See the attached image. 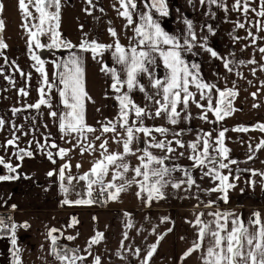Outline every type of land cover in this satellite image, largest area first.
<instances>
[{
    "label": "snow or ice",
    "instance_id": "obj_1",
    "mask_svg": "<svg viewBox=\"0 0 264 264\" xmlns=\"http://www.w3.org/2000/svg\"><path fill=\"white\" fill-rule=\"evenodd\" d=\"M87 4L94 7L93 0H86ZM193 4V0H187ZM256 0H234L232 11L240 12L245 20L235 21L238 29H244L245 24H251L256 32L247 31L246 37L233 36L234 41L250 39L251 46H256L259 40L264 37L256 33L264 31V0H259L258 9L252 7ZM119 8L118 15L125 21L123 26L125 33L131 31L128 43L122 44L120 35L113 27L108 28L113 42L105 44L97 39L89 40L87 34L79 42L73 44L66 40L61 31V9L62 0H18V8L23 15L25 23L22 25L27 32V46L30 59L34 62L32 67L39 74L38 81L39 99L34 104H28L26 109H36L41 106L50 109L48 115L57 122L60 139L71 147H60L50 135L34 141L36 150L46 155L52 163H57V158L65 161L59 169L47 172L49 178L57 176L61 194L64 199L61 205L69 206H90L101 202L100 198L116 201L120 195L127 192L133 185L136 186V196L147 206L153 201L167 198V189L175 192L183 191L184 198H195L198 203L209 211H194L193 219L186 220L195 229V239L191 246L180 257V262L186 260L193 253H199L201 264H264V218L260 212H254L252 217L245 220L241 214L231 210H221L217 201L229 202V192L236 188L235 180L239 176L232 175L231 165L237 164L235 159L230 158V149L225 144V134L228 129L216 131H201L191 141L183 139L187 129L177 126L181 122H190L193 119L192 106L199 109L198 119L205 123H218L232 115L237 109L234 108V98L238 91L233 82V87L221 89L217 83L207 81L201 72L198 63L189 61L188 55H198L195 49L209 54L210 58L222 62L224 69L232 73L239 66L257 65L259 62L255 57L245 61L237 59L235 53L227 56L218 53L210 44V39L215 36V30L211 26L201 25V34L196 31V26L191 19L184 17L181 13L180 22L184 25L181 32H169L163 26V20L170 16L168 0H117ZM201 6L209 8L212 6L228 12L226 0H199ZM4 11V4L0 2V16ZM85 11L91 15L88 9ZM101 11H103L101 9ZM177 12H180L177 9ZM249 13H255L258 19L253 24L249 19ZM207 34H203L204 28ZM83 25H81V29ZM5 29V22L0 18V34ZM47 37V42L42 38ZM245 47H248L246 45ZM8 45L0 35V56ZM53 50H67V58H56L51 61L54 67L51 78L46 69L49 61L42 59L41 52ZM243 50V49H242ZM261 59L264 60V46L258 47ZM81 53H88L91 58L101 65V72L109 77V85L114 99L118 102L117 116L112 120L98 121L100 128L97 129L86 122V102L91 97L86 91L85 59ZM110 54L112 66L104 62L105 54ZM7 62V57L4 58ZM163 66L164 75H158V68ZM21 77L25 78L26 86L18 89L21 96L27 97L32 78L31 72L26 73L18 66L15 69ZM264 71V64L259 67ZM256 68L251 69L253 76L256 75ZM0 75L3 70L0 68ZM218 75V74H217ZM241 78L243 75L237 72ZM226 79V77H223ZM10 84H15L11 77H5ZM251 83V81H249ZM264 84V82H262ZM55 91L60 99L59 111L55 110L52 104V92ZM143 95V102L138 103L134 93ZM257 93H253L255 97ZM257 107V105H253ZM22 109L13 108L11 111L16 115ZM99 111V109H98ZM209 113L215 120L209 118ZM148 120H163L164 124L149 126ZM6 121L0 118V130L3 129ZM167 125V126H165ZM47 127V125H45ZM13 128H16L13 125ZM260 131L264 132V124L257 125ZM18 130V129H17ZM233 131L246 132V127H238ZM100 132V135H94ZM111 133V142L118 145L121 150H111L109 139L106 134ZM27 135V133H24ZM141 134L143 141H141ZM19 137L13 134L11 139L4 142L5 151L9 147L16 149L12 156L17 161H23L25 157L34 156L29 141L28 148H20ZM96 141H100L97 145ZM143 143V147L140 144ZM76 148L80 149V155L87 152L89 155L98 152L97 158L92 166L82 174H72V165L65 160ZM264 148V140L257 146L256 151ZM55 151H52V150ZM158 150L160 154H157ZM180 149L181 151H178ZM249 151H253L249 145ZM129 157L137 161L131 163ZM180 158L190 161L185 166L177 163ZM249 159H253L249 156ZM0 166L7 169L6 175H0V182H11L20 179L19 169L21 163L13 164L11 157L5 159L0 156ZM76 169L82 165L77 163ZM199 170V176L195 173ZM227 170V173H225ZM250 171L252 176L264 178V172L245 169ZM179 173V176L176 174ZM25 179L31 177L25 176ZM209 179L211 187H202L199 180ZM80 182L84 183L83 193L77 192L78 199H69V194L75 191ZM253 187L255 180L248 181ZM195 189V191H193ZM47 191V189H45ZM243 192V189H241ZM200 193L211 196L213 193L219 195L215 200H203ZM5 201V205H6ZM11 210H17V205H10ZM126 216L129 214L125 213ZM95 220L96 218L93 217ZM168 217L161 218V223L167 222ZM79 221L73 217L69 227H74ZM134 227L131 219L126 224L127 229ZM31 228L28 221L16 222L12 216L0 215V240H7L9 243L10 264H23L18 231H27ZM172 231V228L167 230ZM139 234V232L137 233ZM156 235L155 242L147 244L146 249L127 246V250L140 259L141 264H150L157 253L160 242L167 233L158 234L154 227L151 232ZM77 238L74 235L65 236L64 233L55 227H50L46 232L48 241V255L57 264H84L89 256H92V249L99 245L104 239V233L97 231L87 241L83 249L86 255L81 254L80 248H72L61 244V239L73 241ZM128 239V232L123 233L121 248H125L124 240ZM183 239V237H181ZM41 251L44 245L40 246ZM144 253L143 256L141 253ZM121 259L125 256L120 252L116 253ZM91 264H101V257H93Z\"/></svg>",
    "mask_w": 264,
    "mask_h": 264
},
{
    "label": "crops",
    "instance_id": "obj_2",
    "mask_svg": "<svg viewBox=\"0 0 264 264\" xmlns=\"http://www.w3.org/2000/svg\"><path fill=\"white\" fill-rule=\"evenodd\" d=\"M0 2L4 4V11L0 18L5 22V29L0 35L8 45V48L3 50V55L0 56V68L3 70V75H0V118L6 121L3 129L0 130V145L11 139L13 134L19 137L18 145L20 148H28L29 141H33L31 150L34 156L32 158L25 157L22 162L17 161L12 156L16 149L9 147L5 151L3 147H0V156H4L6 160L11 157L13 164H22L19 169L21 174L19 180L0 182V215L12 216L18 223L28 221L31 224V228L27 231L23 229L18 231L19 243L24 249L21 254L23 264H57L48 255L46 232L50 227L60 229L65 236H77L73 241L61 239L59 242L72 248H80L81 254L84 255L86 253L83 252V249L87 246V241L97 231L104 233L105 239L99 245L93 247L92 256H89L84 264H91L93 257L96 255L101 257V264H141L140 259H137L131 251L127 250V246L131 245L133 248L146 249L147 244L153 243L157 239L156 235L151 234L152 229L155 227L158 234L167 233V235L160 242L157 253L150 264H181V255L195 239V229L186 220L194 218V211H209V209L203 208L202 205L200 208H195L194 206L198 203L195 198H184L185 195L190 194H185L183 191L175 192L173 189L168 188L166 199L153 201L151 206H147L137 198L135 194L137 188L133 185L127 192L122 193L116 201L100 198L101 205H97V203L90 206L61 205L60 202L64 197L59 189L58 178L57 176L49 178L47 172L59 169L65 161L57 158V163L52 164L46 155L36 150L34 141L40 140L43 142V137L50 135L60 147L69 148L71 145L60 139L57 122L48 115L49 108L41 106L39 111L36 109L25 110L28 104H34L39 99L37 89L40 76L32 67L34 62L29 57L27 32L22 26L25 21L18 8V0H0ZM233 3L234 0H226L228 12L232 10ZM258 3L259 0H256L252 7L258 9ZM168 4L171 14L163 20V26L166 30L176 33L183 30L184 25L180 22L182 13L184 17L194 22L198 34H201V25L213 27L216 35L211 37L210 44L221 54L223 39L221 28L224 17H226V13L222 9L212 6L211 12H214L215 16H211L209 8L201 6L199 0H193L194 7L187 0H168ZM93 5L94 7L87 4L86 0H62L60 31L63 37L73 44H79L87 34L89 40L97 39L102 43L110 44L113 42V38L108 32V28L113 27L119 33L121 43L126 45L132 32L127 31L125 33L124 31L125 21L118 15L116 10L119 8L117 0H93ZM85 9H88L91 15ZM177 9L180 12H177ZM81 25H83L82 29ZM203 34H207L206 27ZM42 39L47 42L46 37ZM195 51L199 54L195 56L188 55L186 58L191 62L200 64L203 77L209 82L217 83L218 87L223 89L221 61L210 58L209 54L198 48ZM40 54L42 59L49 61L46 69L50 78L54 71L51 61L56 58L64 59L69 55L67 50H53L48 51L46 55H43L42 52ZM81 55L85 59L86 91L91 97V101L86 102V122L99 129L100 124L98 121L112 120L117 116L118 102L113 98L114 94L109 87L111 80L100 70L101 65L94 61L90 54L81 53ZM5 57H7V62H5ZM103 59L105 63L112 66L113 62L110 54L106 53ZM17 66L26 73L31 72L32 74L29 82L30 87H27L29 92L27 97L18 93V89L25 87L26 82L25 78L21 77L15 70ZM157 72L161 77L164 75L162 65ZM5 77H11L15 84H10ZM250 94L253 99L249 96L245 97L248 106L247 116L235 115L234 112L223 121L209 124L196 118L199 115V109L192 106L193 119L187 123L182 121L177 126V130L180 128L188 130L183 136L186 141L193 140L196 134L201 131L213 130V136H215L216 131L228 129L225 134V144L231 150L229 153L230 158L237 161V164L230 167L232 175H238L239 179L234 181L237 185L236 188L229 192V202L227 204L223 201L217 202L221 210L234 211L241 214L245 220L252 217V214L257 211L264 218V178L259 175L252 176L250 171H245V169H249L264 172V148L259 151L255 150L256 146L264 140V132L256 128L257 125L264 124V118L248 115L249 111L259 108L253 93ZM51 95L53 107L59 111V96L55 91ZM134 96L138 103L143 102L141 93H134ZM253 105H257V107ZM13 108L22 110L13 115L11 111ZM209 118L215 120L211 113H209ZM146 123L149 126L153 124L161 125L164 124V121L148 120ZM13 125L16 128H13ZM241 126L249 130L246 132L232 130ZM24 133H27V135ZM94 135H100V132ZM111 136V133L106 134V138L109 139L108 147L114 151L121 150L118 145L111 142ZM141 141H143L142 134ZM96 143L98 145L100 141H96ZM249 145L253 148L251 152L249 151ZM143 146V143H141L140 147ZM153 151L160 154L158 150L153 149ZM178 151L181 150L178 149ZM97 156L98 152L92 155L85 152L84 155H80V149L76 148L65 160L70 159L72 174L78 175L88 171ZM249 156H252L253 159H249ZM129 160L133 165L137 163L134 157H129ZM176 162L185 166L191 163L184 158H180ZM77 163L82 165L79 170L75 167ZM225 173H227V170H225ZM6 174H8L7 169L0 168V175ZM176 175L179 176V173ZM195 175L199 176V170ZM25 176L31 178L25 179ZM250 180L256 181L254 187L248 183ZM198 182L205 188L213 186L207 178ZM79 188L82 189L83 193V182L77 185L75 191L71 192L68 198L78 199L76 193L80 192ZM241 189H243V192H241ZM218 195V193H213L211 196H206L200 193L201 199L205 201L208 199L215 200ZM5 201L7 202L6 205ZM12 204L17 205V210L14 212L10 208ZM125 213L129 215L126 216ZM73 217L79 223L74 227H69ZM93 217L96 219L94 220ZM163 217H168L169 220L161 223ZM129 219L134 225L132 229L126 228ZM169 228H172L171 232L167 231ZM125 231L128 232V239L123 241L125 248L122 249L121 241ZM138 232L139 234H137ZM41 244L44 245L43 251L40 248ZM9 246L6 239L0 240V264H10ZM117 252L125 256V259H121L116 254ZM143 254L142 252L141 255L143 256ZM199 255V253H193L182 264H201Z\"/></svg>",
    "mask_w": 264,
    "mask_h": 264
},
{
    "label": "rangeland",
    "instance_id": "obj_3",
    "mask_svg": "<svg viewBox=\"0 0 264 264\" xmlns=\"http://www.w3.org/2000/svg\"><path fill=\"white\" fill-rule=\"evenodd\" d=\"M249 19L254 24L256 20L261 18L256 17L255 13H249ZM237 20L244 22L245 18L240 12H235L232 10L227 12L226 17H224L221 28V31L223 32L221 55L227 56L229 53L234 52L237 59H243L247 61L255 57V59L259 63L257 65L239 66L232 73H228L224 69L221 62L223 88H232L233 82H235L236 90L239 93L238 96L234 98L233 102L234 108L237 109L235 111V115L247 116L246 112L248 111V106L246 105L245 97L249 96L250 98H252L250 93H257L254 98H256V101L259 104V108H254V111H249L248 115L263 119L264 84H262V82H264V71H260L259 67L261 64H264V60L261 59V54L258 52V47L264 46V40H259L256 46H251L250 39H241L239 41H234L233 36L246 37V30L256 32V29L248 23L245 24L244 29L236 28L234 22ZM258 36L264 37V31L258 32ZM46 39L48 38L46 37ZM246 45H248V47H245ZM252 68L257 69L255 76H253L251 73ZM237 72L241 73L244 78H241L240 75H237ZM223 77H226V79H224ZM249 81H251V83H249ZM78 190L82 193L81 188H79Z\"/></svg>",
    "mask_w": 264,
    "mask_h": 264
},
{
    "label": "trees",
    "instance_id": "obj_4",
    "mask_svg": "<svg viewBox=\"0 0 264 264\" xmlns=\"http://www.w3.org/2000/svg\"><path fill=\"white\" fill-rule=\"evenodd\" d=\"M42 40H43V42H46V41H44V39H42ZM42 53H43V55H46L48 53V51H43ZM0 168L4 169L2 166H0ZM97 205H101V203L99 202V203H97ZM4 216H6V215H4Z\"/></svg>",
    "mask_w": 264,
    "mask_h": 264
}]
</instances>
